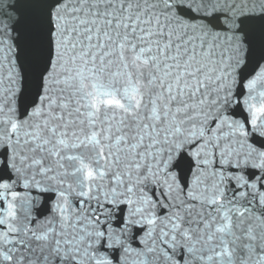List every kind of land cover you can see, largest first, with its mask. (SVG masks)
<instances>
[{
  "label": "snow or ice",
  "instance_id": "1",
  "mask_svg": "<svg viewBox=\"0 0 264 264\" xmlns=\"http://www.w3.org/2000/svg\"><path fill=\"white\" fill-rule=\"evenodd\" d=\"M37 2L14 38L0 0V264H264V0Z\"/></svg>",
  "mask_w": 264,
  "mask_h": 264
},
{
  "label": "water",
  "instance_id": "2",
  "mask_svg": "<svg viewBox=\"0 0 264 264\" xmlns=\"http://www.w3.org/2000/svg\"><path fill=\"white\" fill-rule=\"evenodd\" d=\"M14 5V9L10 11V14L13 20L17 22L13 24L14 31L12 35L14 38L17 36L23 38L27 34L35 15L40 10L39 4L37 0H14ZM20 43H23L22 39H20ZM180 167L185 168L186 165L181 163Z\"/></svg>",
  "mask_w": 264,
  "mask_h": 264
}]
</instances>
